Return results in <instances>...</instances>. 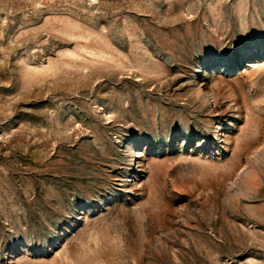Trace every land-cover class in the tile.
<instances>
[{
    "label": "rangeland",
    "instance_id": "1",
    "mask_svg": "<svg viewBox=\"0 0 264 264\" xmlns=\"http://www.w3.org/2000/svg\"><path fill=\"white\" fill-rule=\"evenodd\" d=\"M0 264H264V0H0Z\"/></svg>",
    "mask_w": 264,
    "mask_h": 264
},
{
    "label": "bare ground",
    "instance_id": "2",
    "mask_svg": "<svg viewBox=\"0 0 264 264\" xmlns=\"http://www.w3.org/2000/svg\"><path fill=\"white\" fill-rule=\"evenodd\" d=\"M206 99H208V98H206ZM204 100H205V99H204ZM251 177H252V176H251ZM240 194H241V193H240ZM235 196H236V198H238V197H239V194H236Z\"/></svg>",
    "mask_w": 264,
    "mask_h": 264
}]
</instances>
